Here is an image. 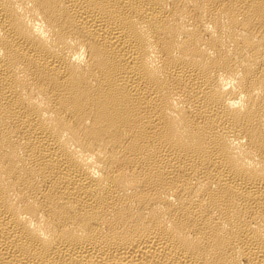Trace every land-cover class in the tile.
Here are the masks:
<instances>
[{"label": "bare ground", "instance_id": "6f19581e", "mask_svg": "<svg viewBox=\"0 0 264 264\" xmlns=\"http://www.w3.org/2000/svg\"><path fill=\"white\" fill-rule=\"evenodd\" d=\"M0 264H264V0H0Z\"/></svg>", "mask_w": 264, "mask_h": 264}]
</instances>
